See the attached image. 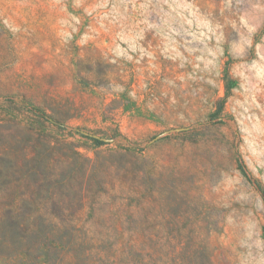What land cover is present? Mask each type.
Returning a JSON list of instances; mask_svg holds the SVG:
<instances>
[{
	"label": "rangeland",
	"instance_id": "1",
	"mask_svg": "<svg viewBox=\"0 0 264 264\" xmlns=\"http://www.w3.org/2000/svg\"><path fill=\"white\" fill-rule=\"evenodd\" d=\"M0 264H264V0H0Z\"/></svg>",
	"mask_w": 264,
	"mask_h": 264
}]
</instances>
